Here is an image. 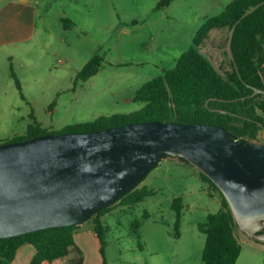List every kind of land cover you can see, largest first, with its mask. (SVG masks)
Masks as SVG:
<instances>
[{
    "label": "rangeland",
    "instance_id": "rangeland-1",
    "mask_svg": "<svg viewBox=\"0 0 264 264\" xmlns=\"http://www.w3.org/2000/svg\"><path fill=\"white\" fill-rule=\"evenodd\" d=\"M158 1L33 0L38 10L33 37L0 45V140L27 134L31 124L59 132L70 124L143 109L145 103L133 99L137 89L173 68L200 27L195 12L201 2L174 0L158 8ZM231 35L227 27L213 29L201 46L224 75L234 69ZM96 54L103 57L100 71L75 84L77 72ZM144 186L154 195L103 219L105 263L167 264L175 252L190 248L202 264L201 225L222 209L220 194L209 189L199 169L172 156L147 174L139 183ZM176 197L184 204L180 239L170 236L176 231ZM238 236L237 264H264V240L240 228ZM91 249L82 248L84 255L97 256Z\"/></svg>",
    "mask_w": 264,
    "mask_h": 264
},
{
    "label": "water",
    "instance_id": "water-1",
    "mask_svg": "<svg viewBox=\"0 0 264 264\" xmlns=\"http://www.w3.org/2000/svg\"><path fill=\"white\" fill-rule=\"evenodd\" d=\"M167 156L209 176L239 228L264 240V142L216 123L160 120L0 144V238L88 221Z\"/></svg>",
    "mask_w": 264,
    "mask_h": 264
},
{
    "label": "trees",
    "instance_id": "trees-1",
    "mask_svg": "<svg viewBox=\"0 0 264 264\" xmlns=\"http://www.w3.org/2000/svg\"><path fill=\"white\" fill-rule=\"evenodd\" d=\"M172 1L159 0L157 7L169 6ZM64 20L68 21L67 18ZM226 27L232 30L234 69L224 75L202 52L201 46L213 29ZM102 66V55H94L77 72L75 84L97 74ZM133 99L144 102L143 109L70 124L59 132L31 124L27 134L0 140V144L43 134L88 132L149 120L216 123L228 129L238 140L264 142L259 140V134L264 132V0H231L221 13L206 18L193 38V45L179 56L176 65L141 85ZM200 175L209 189L213 193L217 191L222 198V209L209 214L208 221L201 225L206 234L202 263L237 264L242 253L239 226L220 188L202 171ZM154 193V189L146 186L139 188L138 184L85 221L95 224L103 264L106 263L102 216L119 207L142 202ZM172 207L176 211V231L173 235L178 237L183 218V198L176 197ZM145 216L150 215L145 213ZM85 222L0 238V264H11L25 243L32 244L36 249L29 264H42L45 260L56 262L59 259H64L66 264H86L84 252L75 237L76 229Z\"/></svg>",
    "mask_w": 264,
    "mask_h": 264
},
{
    "label": "crops",
    "instance_id": "crops-1",
    "mask_svg": "<svg viewBox=\"0 0 264 264\" xmlns=\"http://www.w3.org/2000/svg\"><path fill=\"white\" fill-rule=\"evenodd\" d=\"M32 1L33 0H0V45L17 44L33 37L35 34L38 10L34 7ZM230 1L231 0H190L189 2L191 6L199 2L202 3L200 7L201 11L195 12L198 24H200L198 26H201L206 18L219 14ZM211 11L216 12L209 13ZM198 28L199 27H197L196 30H198ZM196 30L193 33V38ZM131 100V98L128 99V101ZM108 214L102 216V219ZM170 236L174 237L171 233ZM75 237L77 243L84 250L90 248H92L90 251L97 250V256L94 253L91 256H85L86 264H103V256H100L101 242L95 230V224L85 222L79 225L75 231ZM182 237L183 232L180 230V235L176 237V239ZM203 249L204 248H202V253ZM190 250L189 248V250L183 251L182 253L180 252L179 254L175 252L174 254L177 257L173 259L174 261L167 264H197V261L195 262L192 258V252ZM35 253V247L30 243H25L19 248L16 259L11 264H29V261ZM42 264H66V262L64 259H59L56 262L45 260Z\"/></svg>",
    "mask_w": 264,
    "mask_h": 264
}]
</instances>
